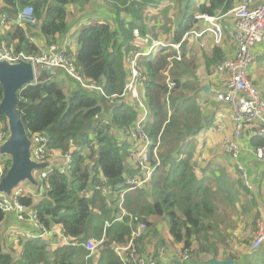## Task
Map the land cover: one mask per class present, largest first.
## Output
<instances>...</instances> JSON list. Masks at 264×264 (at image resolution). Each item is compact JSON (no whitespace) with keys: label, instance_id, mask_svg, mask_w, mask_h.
Returning a JSON list of instances; mask_svg holds the SVG:
<instances>
[{"label":"trees","instance_id":"obj_1","mask_svg":"<svg viewBox=\"0 0 264 264\" xmlns=\"http://www.w3.org/2000/svg\"><path fill=\"white\" fill-rule=\"evenodd\" d=\"M92 1L1 0L0 15L5 14L9 23L14 20L19 9L31 6L37 25L23 30L10 23L8 28L0 33V44L4 42L8 48L12 47L15 53L37 56L40 55V50L31 38L38 36L45 42V49L48 50L52 46L59 48L58 41L69 32V10L83 12V8ZM108 1L112 4L111 9L114 12V29L107 22L82 25L76 34L77 51L71 55L68 48H61L66 56L74 58L77 71L83 79L94 83L102 94L97 92L98 95H95L80 89L66 96L62 87L47 80L49 75L42 72L36 84L21 90L20 102L16 106L29 138L33 134L46 135L48 149L71 154L72 164L67 173L61 174L57 169L51 170L46 180L40 184L46 185V191L38 200L32 196L20 199L26 207L34 209L46 229L59 226L69 244L64 245L62 238L54 234L49 239L19 241L17 252L10 255L4 251L5 240L0 232V264H136L129 257L119 255L115 251L118 249L116 246L119 249L127 247L132 234L129 218L118 220V202L123 192H126L122 196L123 210L128 215L138 216L140 222L146 225L147 231L148 228L152 229L148 218L156 217L169 222L168 234L172 242L182 243L188 251L196 244L197 250L189 253L192 258L187 264H205L195 259L198 255H212L215 258L216 245L223 238L226 237V241L230 237L218 219V211L221 209L219 202L222 198H215L217 194L211 192L205 170L201 178H197L195 164H192L190 157L182 158L181 154L176 152L181 139L190 135H182L176 128L184 126L191 132V123L197 124L196 129L202 127V122L200 124V118L197 117L198 110L196 122L193 118L191 123L178 122L177 114L181 112L179 101L182 98L179 90L190 89L175 75V72L184 73L186 67L183 69L181 63H175L176 69L171 75L175 83L169 93L172 115L164 126L167 114L164 100L168 91L164 83H157L159 71L165 66L164 57L156 62L152 61L150 56L142 60L147 71L143 82L148 107L145 131L153 143L161 132V145L158 149L160 165L141 188L127 190L129 186L126 178L136 177L138 174L126 164V148L118 146L114 132L128 128L137 120L138 107L125 102L110 104L109 99L119 98L124 91L128 55L131 52H142V49L129 44L135 31L144 35V29L137 25V22L142 21L141 13L159 0ZM175 2L183 5V8L174 31V43L181 42L192 30L195 14L212 16L217 9H222L225 13L231 8L228 0ZM122 13L129 16L128 23L120 19ZM223 57L221 51L215 48L212 57L205 59L206 69L214 67L218 61L224 59ZM179 67L183 69L182 72ZM1 97L0 87V99ZM185 106L187 111L192 110L191 105ZM104 110L108 114L107 120L101 118ZM207 127L208 125L205 128ZM0 131L7 132L3 116H0ZM257 141L255 146L262 145L260 139ZM147 161L150 165L155 164L151 150L147 154ZM0 164L6 171L10 162L2 157ZM102 178L106 183L103 184ZM223 189L221 192L230 191L228 188ZM4 218L5 215L0 210V224ZM147 231L146 236L140 239L142 244L149 235ZM89 238L102 241L91 254L84 246ZM130 248L135 258H143L140 256L145 253L144 249L141 250L136 244ZM138 254L140 256H137ZM170 254L169 251L164 253L165 256ZM143 259L154 260L156 264H160L162 260L158 253Z\"/></svg>","mask_w":264,"mask_h":264},{"label":"built area","instance_id":"obj_2","mask_svg":"<svg viewBox=\"0 0 264 264\" xmlns=\"http://www.w3.org/2000/svg\"><path fill=\"white\" fill-rule=\"evenodd\" d=\"M228 2H230L233 7L226 15L224 14L225 16L221 15L220 12H216L212 16L206 14L194 15L195 22H203L209 26V31L214 37V42H222L225 36L224 32L228 29L231 38L230 41L232 45L235 46V54L233 57L218 61L215 67L217 74L221 77L226 76L227 80L222 90L214 92L213 97L218 105V109L215 112V121L211 127V131L214 134H222L226 131V123L229 122L232 124L233 134L231 137L222 141V149L226 155L237 158L244 151L242 146L239 145V141L243 137L244 130L251 127L254 129L253 136L262 141V145L256 147L253 153L258 161L264 162V100L260 90L252 84L248 78V69L254 60V49L257 45L264 43V0H261L259 4H257L256 0H228ZM223 17H228L232 20L231 28H227V25L221 22ZM10 23L23 30L34 28L37 25V21L33 7L25 6L19 9L14 20ZM10 23L5 14L0 15L1 30H6ZM201 35L202 33L191 30L185 37L198 38ZM172 47L176 52L175 59L179 60V45H173ZM162 49L163 46L159 43L145 50V55H143V52H131L127 57V75L124 91L119 98H113L109 101L110 104H114L118 102L119 99L124 100L129 97H134L138 107L137 120L128 128L114 132L118 146L126 148V164L139 175L126 178V183L129 186L127 190L129 191L139 189L146 184L152 176V173L160 165V160L158 158L160 142L156 140V142L153 143L148 133L145 131L148 118V107L144 102L143 82L147 71L146 68L143 67L142 60L145 57H151L152 55V57H155L159 55ZM2 59L8 62H16L21 59L28 61L33 65L36 73L40 68L49 71L59 69L72 81L77 83L81 89L102 94V91L94 83H88L83 79L81 74L77 71L74 58L72 56H66L61 48L52 46L48 50H41L40 55L25 56L23 53H15L13 49L6 47L2 43L0 44V60ZM166 86L168 91L167 96H169V91L175 87V83L167 79ZM220 106H225V108H223V110L219 109ZM227 110H229L228 114H226ZM6 137L7 132L0 131V143H2ZM30 140L33 143L30 148L31 159L36 163H45L48 161H52L53 163L47 169L37 170L33 173L38 182V188L36 189L38 193L27 191V185H25L24 187L19 186L15 188L9 197L0 194V210L5 217L8 215L15 216L16 221L25 227L24 229L18 228L7 232L5 241L17 246L19 241L26 242L38 239H49L55 234L59 238H62L64 245H68L69 242L62 235V232L59 234L54 230V226L50 229H46L45 226L40 223L34 209L26 207L20 202V199L26 196H32L35 200H38L46 191V185L41 186L40 184L46 180L51 170L57 169L61 174L67 173L72 164L71 154L69 152L62 154L48 149V138L46 135L33 134ZM149 150L152 151V160L155 162L154 165H150L147 161ZM238 170L241 173L245 186L248 187L249 184L246 181V174L243 168L240 167ZM5 173L4 166L0 164V181ZM101 181L106 183V180L103 178ZM124 193L126 192H123L121 197ZM118 207L120 211L118 220L128 217L132 230L129 245L122 248L127 249L124 257H129L135 261L136 264H156L154 260L135 258V256L132 255L130 246L132 244L133 233L139 236L141 231L143 233L147 227L144 223L140 222L138 216L128 215L125 210H123L122 200L118 202ZM134 225L136 226L134 227ZM255 235L254 242L251 246L252 251L258 249L264 242V227L261 222H257V231ZM96 242L98 241L95 238L86 240L84 246L90 254L95 251ZM120 250L121 249L118 248V254L123 255L119 252ZM184 254L182 258L174 254L175 257L173 259L179 264H185L189 261V258L188 253L184 252ZM159 257L162 259V253H160Z\"/></svg>","mask_w":264,"mask_h":264},{"label":"crops","instance_id":"obj_3","mask_svg":"<svg viewBox=\"0 0 264 264\" xmlns=\"http://www.w3.org/2000/svg\"><path fill=\"white\" fill-rule=\"evenodd\" d=\"M99 0H93L90 2L87 6L86 12H79L80 16L74 18L75 16L72 14V16L68 13V19L71 20L69 24V32L68 34L60 39L58 41L57 46L62 49L68 48L71 51V55H73L77 51V43L74 40V34L77 32V29L85 24L92 23V22H106L105 20V11L108 12L110 15L111 13L108 11L107 8L104 6H97ZM257 4L261 2V0H256ZM230 3V2H229ZM0 6H1V0H0ZM83 8L86 9V8ZM231 4V8H232ZM231 8L229 10H231ZM228 10V11H229ZM93 11H97L98 14L97 16L94 17V15L89 16L90 13ZM225 13L222 11V9H217L215 10L214 13L220 12L221 15H226L227 12ZM201 14V13H197ZM109 15V16H110ZM224 15V16H225ZM114 16V14H113ZM72 17V18H71ZM180 20V19H179ZM178 20V22H179ZM222 23L227 25V28L232 27V20L228 17H223ZM192 30H196L198 33H202V35L198 38H187L183 37L181 42L179 43H174L172 41L174 32L173 31H167L164 33L168 39V42L164 43L162 42L163 49L161 53L159 52V57L157 60L161 57H164L165 61V66L160 69V77L166 78L163 83L166 85L167 79L170 81H173L171 78V75L174 72V69H176L175 63H181L180 66L184 69V73L182 72L183 69L179 67V71L182 72V74H179L178 72H175V75L179 77V79L182 81V83H186L190 89H185L182 88L179 90L180 97H182L179 101L181 103L182 99L184 97H189L192 98L188 102V105H191L192 110L187 111L185 108L186 106H183L181 103V112L177 114L178 116V122L180 124H185V123H191L192 118H196V110H198V115L197 117L200 118V124L202 122V127L200 129H196L197 124L196 123H191V132L188 131V129H185L184 126H179L176 128L180 134L185 135L186 133H189L190 135L188 137H185L184 139H181V141L177 145V151L178 153L181 154L182 158H188L190 157V161L194 162L196 161L195 159H198L200 162H205V163H210V168L214 170H218L219 167L223 169L224 172V179L228 182V186H223L221 187L216 193L217 194L215 198H219L221 200V204H224L228 201L231 203L234 202L232 199L231 195L234 193L235 197L240 200V202L236 203V207L239 210V214H242L241 207L244 209L245 213V218H250L252 221V216H255V224L252 227L253 231V236L251 235V240L254 239L256 231H257V222H261L264 227V162L258 161L253 153V150L257 147L255 146V143L258 142L259 138L254 137V129L251 127H248L247 129L244 130V134L242 139L239 141V145L242 146L244 151L241 153L240 156L237 158H232L228 155H226L223 152L222 149V141L231 137L233 134V126L231 123L227 122L226 123V131L222 134H214L211 131V127L213 126V123L215 121V112L218 109L217 103L214 101V92L220 91V88L222 87L223 83L221 82L223 79H220L219 76L216 74L214 67H211L209 70L206 69V64H205V59H210L212 57V52L215 48L219 49L221 51L222 55H224L223 58H229L233 57L235 54L234 48L235 46H232L231 43V38L229 35L228 29L224 32L225 38L228 39L227 42L223 39V44L222 42H219L217 45H214V37L209 31V26L206 23L203 22H195ZM3 30L0 29V33H2ZM152 31V30H151ZM150 31V32H151ZM136 31L134 32V38L132 41L129 42L131 46H133V43H137ZM145 34V31H144ZM159 38V37H158ZM213 39V40H212ZM31 41L33 44L41 51L44 50L45 47V42L39 38L38 36H35L34 38H31ZM121 41V40H120ZM152 44L146 45L145 50H147L149 47L153 46L154 41H150ZM149 42V43H150ZM6 44L4 42H1V44ZM173 45H179V53L180 57L179 60L175 59L176 58V52L173 49ZM204 45V46H202ZM7 47V46H6ZM135 47V46H134ZM13 49L12 47H10ZM138 48V47H136ZM144 50V51H145ZM229 51V52H228ZM231 51H234L232 55H229ZM254 60L249 66L248 69V78L254 84L261 92L262 98L264 96V43H261L257 45V47L254 49ZM228 56V57H227ZM172 65V69L170 71H166V66L167 64ZM186 64V66H184ZM175 65V66H174ZM187 65L189 67H187ZM58 71V72H56ZM42 72H45L46 74L49 75V80L50 82H56L58 85H60L66 94L68 96L69 94L76 92V90H80L81 88L77 83L72 81L64 72L61 70H42L40 68V74ZM38 73H36V82L38 79ZM205 88H207V92H205ZM89 92V91H88ZM90 93L98 95L97 92H92ZM171 93V90L169 91ZM143 96H144V102L147 105V100L145 97V91L143 90ZM170 96V94H169ZM169 96H167L164 100V105L165 109L167 111V114L164 118V126L169 122L171 119L172 111L170 108V102H169ZM264 100V98H263ZM125 102L129 104H136L135 98L134 97H129L127 99L118 100V104ZM103 103H101L102 105ZM106 107V106H105ZM104 107V108H105ZM225 108V106H220L219 109ZM226 111V110H225ZM229 110H227L226 114H228ZM107 112L106 110L103 111V114L101 116L102 119L107 120ZM206 125H208L207 128ZM200 126V125H199ZM156 140H159L160 145H161V132L157 135ZM253 140H256L255 142ZM159 158V157H158ZM217 163H222V166H218ZM207 169L211 171L209 168V165H207ZM238 166H241L246 174V181L248 182L249 186L246 187L244 184V180L242 179L241 173L238 170ZM228 168V171L225 170ZM214 175H216V172H212ZM240 176L241 182L237 181V176ZM237 182V183H236ZM242 184V186L239 184ZM224 188V189H223ZM230 189L229 192H221L223 190H228ZM212 192V193H213ZM222 195V196H221ZM243 198L246 199L243 202ZM221 206V205H220ZM230 208L232 207V211L236 209V207L229 206ZM226 208V207H225ZM224 207L221 206V209L218 211V214L220 217V214L222 213ZM243 215V214H242ZM6 218V227L4 231L2 232L3 238L5 240V235L7 232L10 230H16L18 228H25L23 225L19 224L16 221L15 216L13 215H8L5 217ZM162 221L156 217H149L148 222L150 225H152V230L156 232L157 230L163 229ZM54 230H56L59 234L61 231L56 229V226H54ZM224 231L227 232L226 228H224ZM154 232H149L150 238L155 239ZM151 233V234H150ZM229 233V232H228ZM250 233H248L249 235ZM149 235L146 238V242L148 243ZM154 236V237H153ZM226 238V237H225ZM223 238L221 242H219L216 246V248L219 247L221 244H227L229 248L232 247H240L238 252L234 253H229V255L219 257L218 260L224 261V260H231L232 264H248L246 260H244L245 257L248 256H253L254 253H259L261 252L264 254V244L261 246L260 249L254 250V253L249 254V249H251V240L246 238L245 241L238 242L236 241L235 246H231L230 243H227L228 239ZM171 244L173 245H178L177 243H174L170 241ZM264 243V242H263ZM4 251L6 253H9L10 255H14L18 247L15 246L14 244H10L9 242L4 241ZM183 245V244H182ZM225 246V245H224ZM196 244L191 246L192 250H195ZM145 249V248H143ZM227 251V248H224ZM199 256V255H198ZM200 257V258H199ZM198 258L195 259H203L206 261H203L205 264H209V259L212 258H207V257H202L199 256ZM160 264H179L176 262L173 257L165 256L164 260H161ZM187 264V263H185Z\"/></svg>","mask_w":264,"mask_h":264},{"label":"rangeland","instance_id":"obj_4","mask_svg":"<svg viewBox=\"0 0 264 264\" xmlns=\"http://www.w3.org/2000/svg\"><path fill=\"white\" fill-rule=\"evenodd\" d=\"M98 2L99 3H98L97 6H104L111 13V15H110L108 12L105 11V18H107L105 21L111 26L112 29H114L113 21H112L114 12H113V9H111L112 4H110V2L108 0H99ZM182 8H183V5L177 4L175 2V0H159L158 2H156V4L148 6L141 13L142 21L141 22H137V25L144 29L145 34L142 36L141 32L136 31L135 35H136L137 43H133V46L142 49L143 55H145L146 53H145L144 50L146 48V45L152 44L150 41H154L153 44L157 42L156 44L160 43L161 45H162V42H163V44L168 42V39L164 38V37H166L165 34H164L165 30L169 29V31H173V32L175 31V29H176V27L178 25V20L182 16ZM74 9L76 10V8H74ZM85 10H87V8L84 9L83 12H86ZM69 14L71 16L73 14L75 16L74 18L80 16L79 12L76 13L72 9L69 10ZM97 14H98L97 11H93L92 13H90L88 15V17L92 16V15H94V17H95V16H97ZM121 18L124 19V22L128 23L129 16H127L124 13H122L120 15V19ZM70 22H71V20L68 19V23H70ZM76 34H77V32L74 34L75 42H76ZM223 39L225 40V42L228 41V39L225 38V37ZM119 41H120V38H119ZM213 44L217 45L218 42L215 41ZM222 44H223V40H222ZM234 51H235V48H234ZM234 51H231V53H229V55H232L234 53ZM152 56H151L152 61L156 62L157 58L159 57V55H156L155 57H152ZM216 65H217V63L214 66L215 72H216V69H215ZM126 66H127V62H126ZM172 67L173 66L170 65V63L167 64L166 71H170V69H172ZM56 72H58V71H56ZM37 73H38V76H39L40 70H38ZM216 74H217V72H216ZM219 78L220 79L224 78L221 81L223 83V85L220 88V90H222L223 87H224V83L227 80V77L226 76H223V77L219 76ZM165 80H166V78H163V77L161 78L159 76V79H158L157 83L159 82L160 84H162L163 81H165ZM191 99L192 98H189L188 96L184 97L182 99L181 103L183 104V106L188 105L187 101H190ZM196 120L197 119L195 118L194 122H196ZM90 136H91V138H93L92 134H90ZM195 160L196 161L192 162V164H195L194 165L195 174H196L197 178H201V176L203 174V171L205 170V176L207 178V182L209 183L208 185H209V187L211 189V192H213V190H214V192H217L221 187L228 186V182L224 179V172H223V169L221 167H219L218 170H214V169L210 168V163H205L204 161L200 162L198 159H195ZM207 165H209V168L211 169V171L207 169V167H208ZM217 165L218 166H222V163H220V164L217 163ZM225 170L228 171V168L225 169ZM214 171L216 172V175H214V173H212ZM236 180L237 181L241 180L239 174H238ZM240 185L242 186V184H239V186ZM22 187H24V186H22ZM26 187H27L26 188L27 191L36 192L35 188L30 187V186H26ZM103 192H104V190H103ZM231 197L234 200L233 203L228 201L227 204L226 203L221 204V201L219 202V204L222 207H224V209H223L222 213L220 214V217H218V219H219L220 223L222 224V228L223 229L226 228L227 232H229L230 237L227 240L228 241L227 243H230L231 246H235L236 243H237L236 241L242 242V241H245L246 238L251 240L250 239L251 235L253 236L252 227L255 224V219L256 218H255V216H252V221L248 217L245 218L244 209L242 207H241V210H242V214L243 215L242 214L240 215L239 214V210L236 207V203L240 202V200L235 197L234 193L231 195ZM119 199L122 200L121 195H120ZM244 200L246 201V199L243 198V200L241 202H243ZM229 206L236 207V209L234 211H232L231 210L232 207L230 208ZM162 225H163V227H162L163 229L157 230L156 232H154L150 228H148V231H147V228H146L143 231V233L141 231V233L139 234L140 237L137 234L134 235V233H133L131 246L136 244L139 248H142L141 250H143V248H145L144 249L145 253L143 254V256H140V255H137V256H140V257H143V258H151V256H155L157 253L159 255H160V253H162V260H164L165 259V255H164L165 251L166 252L169 251V252H171L170 256L173 257V258L175 257L174 254H177V256L182 258L185 255L184 252L188 253V258L189 259L192 258V254L191 255L189 254V253H193L192 249L187 251L185 249V247L182 245V243H180L178 245H173V244L170 243V241H172V239H171V237L168 234L169 222L166 221V220H163L162 221ZM5 227H6V218H4L3 222L0 224V232H3ZM56 229L58 231L59 230L61 231V228L59 226H56ZM146 231H147V233L148 232H154L155 239L154 240L151 239L150 235H149L148 243L147 242H143V244H142L140 242V239H143L144 236H146ZM248 233H250V234L248 235ZM89 239H93V238H89ZM254 239H255V237H254ZM254 239L251 240V243L254 242ZM97 241L99 242V244H98V242H96V249L98 248V246L102 242L100 240H97ZM263 244L264 243H262L259 246L258 249H260ZM128 245H129V242H128ZM224 245L227 246V244H221V245H219L218 248H216L217 253L215 255V258L212 255H205V256L199 255V256L212 258V259H209L210 261L211 260L220 261V260H218L219 257L229 255V253H234L235 251L238 252L239 248H240V247H232V248L226 247L227 248V251H226L224 249L225 248ZM194 246H195V244H194ZM251 246H252V244H251ZM116 247L119 248L118 246H116ZM117 250L118 249H115V251H117ZM126 250L127 249H121L119 252L121 254H123V255H126ZM139 252H141V251H139ZM249 252H250L249 254L254 253V251H252L251 249H249ZM127 253H128V251H127ZM206 260L199 259L198 261L203 262V261H206ZM244 260H246L248 262V264H264V254H262L261 252L254 253L252 257L251 256L245 257ZM224 261H228V260H224Z\"/></svg>","mask_w":264,"mask_h":264},{"label":"water","instance_id":"obj_5","mask_svg":"<svg viewBox=\"0 0 264 264\" xmlns=\"http://www.w3.org/2000/svg\"><path fill=\"white\" fill-rule=\"evenodd\" d=\"M34 84H36V71L30 62L22 59L16 62L0 60V87L2 89L0 116L5 118L7 128V137L0 143V158L6 157L10 162L0 181V194L8 197L19 186L29 185L37 189L38 182L33 173L37 170H45L53 163L52 161L36 163L31 159L30 148L33 143L16 109L20 102L21 90ZM207 90L205 88V92ZM209 264H232V261L211 260Z\"/></svg>","mask_w":264,"mask_h":264},{"label":"bare ground","instance_id":"obj_6","mask_svg":"<svg viewBox=\"0 0 264 264\" xmlns=\"http://www.w3.org/2000/svg\"><path fill=\"white\" fill-rule=\"evenodd\" d=\"M54 70V69H53ZM109 101H110V99H109ZM104 184V183H103ZM139 255V254H138Z\"/></svg>","mask_w":264,"mask_h":264}]
</instances>
